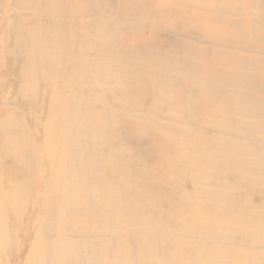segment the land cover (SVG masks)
I'll use <instances>...</instances> for the list:
<instances>
[{"label": "bare ground", "instance_id": "bare-ground-1", "mask_svg": "<svg viewBox=\"0 0 264 264\" xmlns=\"http://www.w3.org/2000/svg\"><path fill=\"white\" fill-rule=\"evenodd\" d=\"M0 264H264V0H0Z\"/></svg>", "mask_w": 264, "mask_h": 264}, {"label": "rangeland", "instance_id": "rangeland-1", "mask_svg": "<svg viewBox=\"0 0 264 264\" xmlns=\"http://www.w3.org/2000/svg\"><path fill=\"white\" fill-rule=\"evenodd\" d=\"M166 30H169L167 27H164V26H161V29H158L157 30V32L159 33V34H163V33H165L164 31H166ZM166 34V33H165ZM168 34H166V35H164V36H167ZM190 43H193V42H191L190 41Z\"/></svg>", "mask_w": 264, "mask_h": 264}]
</instances>
